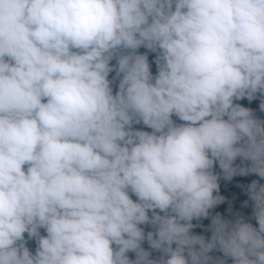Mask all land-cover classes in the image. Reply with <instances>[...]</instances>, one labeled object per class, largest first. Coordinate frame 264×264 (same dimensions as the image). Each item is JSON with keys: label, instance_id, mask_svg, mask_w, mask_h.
I'll list each match as a JSON object with an SVG mask.
<instances>
[{"label": "clouds", "instance_id": "1", "mask_svg": "<svg viewBox=\"0 0 264 264\" xmlns=\"http://www.w3.org/2000/svg\"><path fill=\"white\" fill-rule=\"evenodd\" d=\"M256 109L264 0H0V264H264Z\"/></svg>", "mask_w": 264, "mask_h": 264}, {"label": "trees", "instance_id": "2", "mask_svg": "<svg viewBox=\"0 0 264 264\" xmlns=\"http://www.w3.org/2000/svg\"><path fill=\"white\" fill-rule=\"evenodd\" d=\"M140 51H146L144 48H141ZM155 53H151L149 52V61L150 63H152L153 61V57H154ZM112 63H115V61H112ZM152 71L153 73H155L156 71V68H155V64L152 63ZM113 75V73H110V77ZM113 88L115 90V85H113ZM245 100H247L246 98L244 99H241L239 101H234L236 103H239L243 106L246 107V104L245 103H242L244 102ZM250 105H251V109H255V108H259V103H260V97L259 95H257L256 98H254L252 101H249ZM175 119V117H173ZM134 127H144L143 125H134ZM145 130H150V129H147L145 128ZM237 163H239V159H237ZM215 171L216 172H220L221 170L219 169L218 165H215ZM253 179H259V177L254 174V173H250L248 175H235L231 178V180H226L222 177L221 175V178L219 179L218 183H219V189H230V188H235V187H239V186H243V185H246V184H249ZM133 199H135V197H133ZM245 200H249V197L246 195L242 198H239L237 200H234L230 203H227L225 205H222V206H216L214 207L213 209H211L210 211L214 214L215 212H219L221 213V215L223 216H226V217H229L231 218L232 214L235 213V212H240L242 214L245 215L246 218H249L250 219V222L254 225V226H257L256 225V221L254 218L251 217V212H252V208H251V201L249 200V204L248 206H244L243 205V201ZM229 205H231V212H229ZM210 222V218H204L201 220V223L203 225H208ZM193 223H196V221L194 220ZM145 231H148L150 230V226H147L145 225ZM41 231V234H44L43 232V229L40 230ZM192 231L198 233V234H203L205 235V237L207 238L209 235H210V232L209 231H205L204 228H201V227H196L194 229H192ZM25 237L27 239V234H25ZM27 246L30 248V250L34 251L35 250V241L34 240H28L27 241ZM142 246L145 247V248H148V244H147V241H144L142 243ZM214 255H222L221 253H219L218 251H214L213 252ZM132 255L134 256L133 253L129 252V257L132 258ZM153 255H157V253L153 252ZM134 258V257H133Z\"/></svg>", "mask_w": 264, "mask_h": 264}, {"label": "water", "instance_id": "3", "mask_svg": "<svg viewBox=\"0 0 264 264\" xmlns=\"http://www.w3.org/2000/svg\"><path fill=\"white\" fill-rule=\"evenodd\" d=\"M254 114L262 119H264V112H261L260 109H256L253 111ZM260 180V182L264 183V179H257ZM248 184L243 185V186H239V187H235V188H230V189H219V194L224 196L225 199L222 203L216 205V206H220L223 204H226L228 202H232L234 200H237L239 198H242L244 196H246V191L244 190L246 188Z\"/></svg>", "mask_w": 264, "mask_h": 264}]
</instances>
